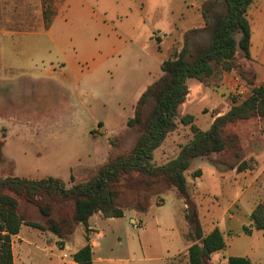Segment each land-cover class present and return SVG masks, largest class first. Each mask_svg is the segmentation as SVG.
<instances>
[{
	"label": "rangeland",
	"instance_id": "374dc122",
	"mask_svg": "<svg viewBox=\"0 0 264 264\" xmlns=\"http://www.w3.org/2000/svg\"><path fill=\"white\" fill-rule=\"evenodd\" d=\"M145 2L143 13L139 15L142 18L136 17L133 22L138 34L118 36L123 42L128 37L134 43H128L124 52L110 58L113 68L100 66L85 78L87 81H78L87 70L86 65L74 66L68 61L73 46L68 50H55L44 35L14 37L13 34V47L6 45L3 39V55L0 50V143L3 144L0 178L56 177L71 187L89 179L112 157L133 149L139 131L129 128L127 120L133 117L135 104L143 91L163 75L158 70L160 76L154 74L143 80L141 50L149 53L151 47L159 48L173 37L168 34L161 35L159 41L156 39V31L164 30L165 22L162 19L154 24L157 11L153 18L146 20L157 0ZM44 3L48 11L43 19L42 0H0V30L13 33L34 29L37 32L43 23L47 26L54 8L62 5V0ZM78 25L79 31L86 32L82 21ZM151 31H154L152 35ZM200 31L190 37L191 48L210 43V36ZM2 38L0 34V43ZM111 38V34L100 33L93 36L91 46H104L112 41ZM237 59L240 72L245 74L246 80H252L253 73L247 61L241 54ZM52 70L55 72L51 73ZM234 74L248 85L239 74ZM57 81L63 82V86ZM220 83L217 76L204 86L214 88ZM187 85L190 94L181 108L178 127L168 136L166 146L156 151L154 162L157 165L174 159L181 146L192 139L191 128L181 123L182 117L192 115L195 123L208 129V122L203 121L222 113L219 105L226 109L222 97L205 89L196 79H189ZM227 96L228 101L239 99L230 93ZM229 132L237 136L239 151L230 148L205 161L216 166L220 173L246 161L251 174L235 182L228 175L221 177L204 167L203 179L189 175L188 189L206 229L217 223L228 241L238 242L239 252L249 246L252 254L260 249L264 257V231L253 237L242 233L245 225L252 226L250 215L254 204H264V119L239 122L231 126ZM163 150L168 152L163 153ZM84 168L86 171L82 173ZM120 203L125 207L123 218L106 219L94 215L90 219L91 239L96 244L94 264H189L188 246L192 241L185 220L186 206L175 189L163 185L151 192L133 193L122 189ZM53 205L57 220L73 212L72 202ZM20 211L29 221L46 224L37 207L22 199ZM133 217L139 220L138 228L131 223ZM86 243L82 225H78L66 241L48 231L23 226L20 234L13 237V253L16 264H67L73 252ZM221 255L217 253L214 258ZM212 264L217 262L212 261Z\"/></svg>",
	"mask_w": 264,
	"mask_h": 264
},
{
	"label": "trees",
	"instance_id": "16d2710c",
	"mask_svg": "<svg viewBox=\"0 0 264 264\" xmlns=\"http://www.w3.org/2000/svg\"><path fill=\"white\" fill-rule=\"evenodd\" d=\"M253 1L211 0L203 4L206 26L200 32L204 31L210 36V43L191 48L189 39L199 32L196 30L187 36L181 49L174 48L170 57L162 63V77L143 93L135 105L133 117L127 121L129 128L139 131L129 153L112 157L89 179L74 183L71 187L56 177L0 178V264H14L13 237L20 234L23 226L48 231L66 241L78 225L85 228L87 243L73 254V261L77 264H94L90 219L96 214L106 219L123 218L125 207L120 203L122 189L133 193L151 192L160 185L175 188L186 206L185 220L188 237L192 241L188 248L189 264H212L213 255L226 249V241L218 228L205 233L198 207L188 189L187 172L193 160L209 159L230 148L239 151L237 136L229 132L231 126L252 119H264V84L256 85L253 72L252 80H246L237 61L239 54L244 60H251L247 11ZM50 23L51 20L46 28ZM223 73L239 74L248 84L250 96L245 100L234 99L230 108L215 116L206 130L195 123L194 116L182 117L181 123L191 128L192 139L181 146L174 159L157 165L154 153L177 129L181 108L190 94L187 81L196 79L207 84ZM2 147L0 143V159ZM247 165L244 161L236 170L243 172L247 170ZM71 179L74 182L73 176ZM20 199L37 207L46 224L29 221L20 211ZM68 202L73 204L71 216L55 219L53 204ZM250 217L255 230H264V204H259ZM244 230L250 234L247 228ZM227 264L252 263L247 258L229 257Z\"/></svg>",
	"mask_w": 264,
	"mask_h": 264
},
{
	"label": "crops",
	"instance_id": "0c3cea01",
	"mask_svg": "<svg viewBox=\"0 0 264 264\" xmlns=\"http://www.w3.org/2000/svg\"><path fill=\"white\" fill-rule=\"evenodd\" d=\"M145 1L146 0H135V1L134 0H62V5H57V7L54 8L53 10L52 20L48 28H46V26H44L43 23V25L39 27L37 32L34 29L21 31V32L14 31L13 33L8 31L4 32L3 30H0V34L3 37L0 43L1 54L5 43L6 45L10 44V46L13 47L14 45L13 39H15L14 37H33L34 35H44L43 37H46L48 44L51 46V48L55 50L57 49L68 50L69 46H73V53L68 59V61L74 66L83 67V65H86L87 70L85 72H82L81 76L78 77V81L83 79L86 80L85 78H89V75L92 74V72L95 71V69L100 66L113 68V66H111L110 64V58L115 56L116 54L124 52V50H126L129 47L127 46L128 43L129 45L134 43V41L130 40V38L128 37H126L128 42L127 41L123 42L121 37L118 36L131 35L136 33L138 34L139 31H136L137 28L133 25V22H135L134 19L136 17H138L139 19L142 18V17L140 18L139 15L140 13L141 14L143 13V8H145V4H146ZM207 1H211V0H197V1L157 0V3L151 8L150 14L145 19L147 20L153 18L156 15L155 12L157 11V17L155 18L154 24L156 25L157 20L160 21L163 19L165 22L164 25L165 29L164 30L159 29L156 31V36H155L156 39L159 41L161 39V35L168 36V34H171L173 37L165 45L163 46L159 45L160 46L159 48L155 49V46L151 47V51L149 50V53L141 50V53L143 55L142 59H143V67H144L143 80H146L148 76L151 77L154 74L160 76L158 75L159 74L158 70H161L162 63L170 57V52L174 48L181 49L186 42L187 36L194 33V31L196 30L200 31L205 28L206 23L202 13V6ZM42 2H43L42 7H43V19H44L45 12L48 11V8L44 6L45 4L44 2H49V0H42ZM105 19L109 22V24H107V21ZM247 19L250 24V31H251V38H250L251 60L247 61V67L250 68L252 72L255 74L257 80L256 85H259V83L264 81V0H254L251 3L247 11ZM80 21H82L84 23V26L87 27L86 32L79 31L81 30L78 28L79 27L78 24L80 23ZM151 32L149 34L152 35L154 31ZM100 33L111 34L112 41H108L104 46L101 47L97 45L91 46L92 44L91 41L93 40L92 39L93 36L99 35ZM3 39L4 40L6 39L5 43ZM46 44L44 45L46 46ZM54 72L55 71L53 70L51 71V73ZM219 77L221 79V83L220 85L214 88L212 86L206 87L204 86L205 85L204 83L201 82L199 83L202 84L203 87H205V89L209 88L215 94L222 97L226 109L225 110L223 109V105H219L220 106L219 110L220 112L223 113L224 111L228 110L233 103V101H228L227 95L229 93L233 95L232 92L234 88L238 85L236 80L239 77L237 75L235 76L234 73H223ZM57 82L61 86H63V82L60 81ZM145 91H143V93ZM143 93L140 95V97L143 95ZM209 117L210 118L205 119L203 122H208V126L210 127L214 117L213 116H209ZM198 126L200 127V125ZM166 141L162 144L160 148L166 146L165 144ZM167 152L168 150H163V153H167ZM155 153H154V160H155ZM204 167L208 168L209 170L215 171L216 173H219L221 177H225L226 175H228L230 178H233L235 182L237 179L242 177H247L248 175L251 174V171L249 170L238 172L236 168L227 171L225 173L222 172L220 173L219 170H217L216 166L211 164L209 161H205V159H196L193 160L191 163L190 170H188L187 172V179L190 174H193V176H195L196 179L198 178L203 179ZM85 171L86 168L81 170L82 173H84ZM170 189H175V188H170ZM259 204H260L259 202H256L254 204L252 212ZM96 215L102 217L100 214H96ZM199 216H200V212H199ZM130 220L132 224L139 222V220L135 217L130 218ZM202 225L204 227V231L206 234H209L214 229L218 228L223 234L224 239L226 241V249L221 252H218L222 254L221 257L214 258L215 255L217 254L215 253L212 257V261H216L217 264H227V259L229 257H243V258H247L252 264H264V257H261L260 249L258 250V252L252 254L251 253L252 249L249 248L248 246V249L244 250L241 253L239 252L238 242H235L233 239H230V241H228L225 237L226 235L224 231H222V229L220 228V225H218L217 223H212V227H208L207 229L205 228L203 222ZM89 228L92 232L93 229L91 228V226ZM244 228H247L250 231V234L246 233ZM263 231L264 230L257 231L253 228V226L249 228L246 227L245 225L243 227L242 233L246 237H253L255 233L263 232ZM229 232L232 233V231L230 230ZM91 236L92 235L90 233V244L93 247L92 249H93V262H94V249L96 247V244L91 239ZM77 251H74L73 254ZM14 264H16L15 258H14ZM67 264H77V263H75L73 261V258H71V260L67 262Z\"/></svg>",
	"mask_w": 264,
	"mask_h": 264
},
{
	"label": "built area",
	"instance_id": "2783aa9c",
	"mask_svg": "<svg viewBox=\"0 0 264 264\" xmlns=\"http://www.w3.org/2000/svg\"><path fill=\"white\" fill-rule=\"evenodd\" d=\"M237 86L234 88L232 92V97H238L240 100H245L250 96V88L245 85L240 78H237ZM210 113H213V110H210ZM139 222L133 224L135 228H138ZM67 255H64V258H67Z\"/></svg>",
	"mask_w": 264,
	"mask_h": 264
}]
</instances>
